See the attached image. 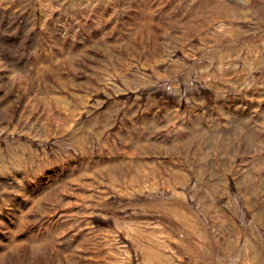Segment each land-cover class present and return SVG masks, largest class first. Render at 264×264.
I'll return each mask as SVG.
<instances>
[{"label":"rangeland","instance_id":"obj_1","mask_svg":"<svg viewBox=\"0 0 264 264\" xmlns=\"http://www.w3.org/2000/svg\"><path fill=\"white\" fill-rule=\"evenodd\" d=\"M0 264H264V0H0Z\"/></svg>","mask_w":264,"mask_h":264}]
</instances>
